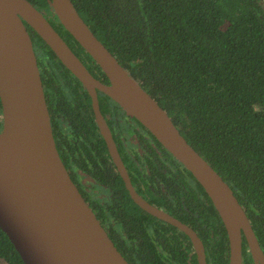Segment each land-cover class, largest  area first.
Masks as SVG:
<instances>
[{"label":"water","instance_id":"obj_1","mask_svg":"<svg viewBox=\"0 0 264 264\" xmlns=\"http://www.w3.org/2000/svg\"><path fill=\"white\" fill-rule=\"evenodd\" d=\"M46 2L61 26L98 64L107 82L88 71L41 8L29 0H0V228L23 263L129 264L58 155L40 75L22 21L87 88L96 86L110 95L191 172L224 225L228 264H241L242 236L254 264H264V253L244 208L226 180L190 145L156 98L93 34L70 0ZM97 119L100 122L98 115ZM104 133L121 170L113 142ZM127 187L141 206L184 230L195 248L197 264H205L200 238L191 227L148 203L128 181Z\"/></svg>","mask_w":264,"mask_h":264},{"label":"trees","instance_id":"obj_2","mask_svg":"<svg viewBox=\"0 0 264 264\" xmlns=\"http://www.w3.org/2000/svg\"><path fill=\"white\" fill-rule=\"evenodd\" d=\"M29 1L106 79L46 0ZM70 1L93 34L226 180L264 253L263 0ZM206 197L207 212H215ZM223 239L225 246H211L208 258L227 262L225 234ZM245 254L250 261L248 250ZM0 264H24L1 228Z\"/></svg>","mask_w":264,"mask_h":264},{"label":"flooded vegetation","instance_id":"obj_3","mask_svg":"<svg viewBox=\"0 0 264 264\" xmlns=\"http://www.w3.org/2000/svg\"><path fill=\"white\" fill-rule=\"evenodd\" d=\"M43 15L48 17L44 12ZM22 22L40 75L58 155L80 194L129 264H197V258L189 235L136 202L127 181L148 203L195 231L202 244L205 264H228L207 256L211 246L215 249L225 246L226 231L216 209L207 212L206 192L191 172L110 95L96 86L92 90L87 88L48 46L52 55L41 46L42 39ZM54 29L88 71L107 82L78 46ZM104 131L113 142L121 170ZM244 241L242 236L241 264H254L246 258Z\"/></svg>","mask_w":264,"mask_h":264}]
</instances>
